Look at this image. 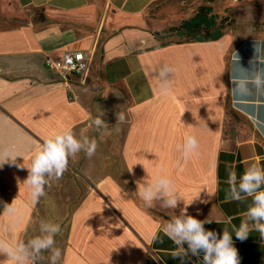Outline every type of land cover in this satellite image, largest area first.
Instances as JSON below:
<instances>
[{
  "label": "crops",
  "instance_id": "crops-1",
  "mask_svg": "<svg viewBox=\"0 0 264 264\" xmlns=\"http://www.w3.org/2000/svg\"><path fill=\"white\" fill-rule=\"evenodd\" d=\"M205 14L236 23L211 40H188L176 28ZM68 49L90 58L83 76L46 68L47 56ZM165 64L175 69L167 97L155 75ZM102 112L108 127L97 131L90 121ZM65 128L98 148L71 156L34 204L26 167ZM187 135L199 148L184 160L177 145ZM2 153L16 162L0 166V238L26 243L41 235V221L58 224L57 264H203L202 254L174 258L163 230L184 202L189 215L210 221L206 229L232 233L240 264H264L260 233L244 241L233 233L252 198L225 199L230 171L239 180L253 163L264 168V0H0ZM157 175L173 182L177 208L148 207L139 196L137 182ZM50 255L37 264H51Z\"/></svg>",
  "mask_w": 264,
  "mask_h": 264
},
{
  "label": "clouds",
  "instance_id": "clouds-1",
  "mask_svg": "<svg viewBox=\"0 0 264 264\" xmlns=\"http://www.w3.org/2000/svg\"><path fill=\"white\" fill-rule=\"evenodd\" d=\"M233 60L240 62L237 52L233 54ZM175 73V69L165 64L156 73L158 81V92L161 96L167 97L171 94L172 79L169 74ZM262 81L257 78L256 84L260 86ZM118 122H122L125 117L123 113H117ZM101 116L91 120L97 131L106 129L108 125ZM98 148L95 139H89L84 132L80 133L79 138L71 128H65L54 132L46 137L39 148L33 154L30 165L27 166L28 176L24 180L29 189V195L35 204L45 195V187L50 185L52 179H60L67 170L69 158L83 151L86 156L92 157ZM199 148V142L195 135L184 137L182 144L177 145L178 151L182 154V159L188 160ZM16 156L9 153L0 154V166L4 163H15ZM20 168L21 165H17ZM215 166V165H213ZM18 184L19 178H17ZM227 190L225 199L228 201H243L248 197L252 198V203L244 213L245 219L241 221L237 228L233 225V233L238 240L244 241L248 238L252 230L258 231L264 238V168L253 163L247 167L243 174L237 177L235 171L228 174ZM139 196L148 207L153 206L155 201L162 202L164 207L175 209L181 199L175 190L173 182L163 176L157 175L150 183L137 182ZM186 204L181 209L180 214L174 216L164 225V233L177 246V251L173 253L174 258L186 257L189 253L193 256L202 254L203 264H240L238 249L234 246L232 233L227 229L223 230L222 236L215 231L204 227L210 221L199 220L187 213ZM5 211L10 215L16 209L11 204H4ZM251 222V226L250 223ZM61 231L60 225L41 221V235L36 236L26 243L17 241L10 243L0 238V255L7 257L0 264H37L43 252H50L51 264H57L61 258V250L56 248L55 235ZM187 245V248L184 247Z\"/></svg>",
  "mask_w": 264,
  "mask_h": 264
},
{
  "label": "built area",
  "instance_id": "built-area-1",
  "mask_svg": "<svg viewBox=\"0 0 264 264\" xmlns=\"http://www.w3.org/2000/svg\"><path fill=\"white\" fill-rule=\"evenodd\" d=\"M47 69L56 72L65 79L83 76L90 65V58L80 49L65 50L60 56H47L44 60Z\"/></svg>",
  "mask_w": 264,
  "mask_h": 264
},
{
  "label": "trees",
  "instance_id": "trees-1",
  "mask_svg": "<svg viewBox=\"0 0 264 264\" xmlns=\"http://www.w3.org/2000/svg\"><path fill=\"white\" fill-rule=\"evenodd\" d=\"M176 28L183 29L185 38L188 40H211L221 35V32L211 34L210 28L203 23L202 19L183 22Z\"/></svg>",
  "mask_w": 264,
  "mask_h": 264
},
{
  "label": "rangeland",
  "instance_id": "rangeland-1",
  "mask_svg": "<svg viewBox=\"0 0 264 264\" xmlns=\"http://www.w3.org/2000/svg\"><path fill=\"white\" fill-rule=\"evenodd\" d=\"M203 23L210 28V33H219L224 28L232 26L236 23V18L228 15L219 16L217 18H214L213 16H208L205 14V17L203 18ZM184 34V33H183ZM184 37H186L184 35Z\"/></svg>",
  "mask_w": 264,
  "mask_h": 264
}]
</instances>
